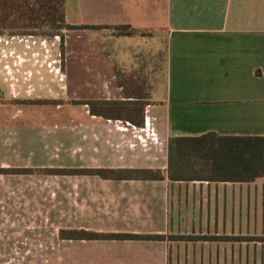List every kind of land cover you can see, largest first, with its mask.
I'll use <instances>...</instances> for the list:
<instances>
[{"label":"crops","instance_id":"0c3cea01","mask_svg":"<svg viewBox=\"0 0 264 264\" xmlns=\"http://www.w3.org/2000/svg\"><path fill=\"white\" fill-rule=\"evenodd\" d=\"M63 14L69 25L96 27L68 29L85 32L66 38L67 82L126 92L109 99L134 97L139 86H151L140 126L91 115L121 121L115 131L132 130L141 139L115 144L112 154L119 163L78 168L125 172L120 178L78 173L103 188L111 215L104 223L71 230L164 236L108 240L130 246L104 255L115 264H231L232 259L246 264L245 252L231 251L232 242L238 249L246 241L226 236L254 237L249 242L258 251L250 259L261 260L264 176L219 180L205 172L203 161L191 163L169 142L207 133L264 137V0H63ZM120 25L138 32L117 34L112 27ZM133 169L158 171L161 177L133 178L126 172ZM172 241L189 242V251H169Z\"/></svg>","mask_w":264,"mask_h":264},{"label":"rangeland","instance_id":"374dc122","mask_svg":"<svg viewBox=\"0 0 264 264\" xmlns=\"http://www.w3.org/2000/svg\"><path fill=\"white\" fill-rule=\"evenodd\" d=\"M5 12L0 9V20L9 18L0 23V264H115L104 255L130 250L129 244L61 237L62 231L104 223L111 215L99 183L68 170L119 163L115 144L141 139L132 130L115 131L121 121L91 116L85 102L113 108L108 112L120 117L130 111L137 120L151 86H139L133 92L139 97L109 99L117 92L107 90L110 85L70 84L63 73L66 38L85 30L23 25L20 13ZM231 246L246 253V264H264V255L250 259L257 244ZM189 249V242L168 243L169 251Z\"/></svg>","mask_w":264,"mask_h":264},{"label":"trees","instance_id":"16d2710c","mask_svg":"<svg viewBox=\"0 0 264 264\" xmlns=\"http://www.w3.org/2000/svg\"><path fill=\"white\" fill-rule=\"evenodd\" d=\"M0 9L5 13L16 12L21 16L18 18L23 25L33 27L56 26V30L61 28H96L93 25H69L64 21L63 0H0ZM10 10V12H8ZM3 17L0 23L8 21ZM110 28L109 26H105ZM113 29L120 35H131L138 31L129 25L113 26ZM57 32V31H56ZM54 33L56 36H62L61 32ZM64 41V39H63ZM89 113L91 115L102 116L104 118H118L130 124L140 126L143 124V108L147 101L140 104V118L134 120L131 116H136L128 112L127 117L113 115V108L96 106V101H87ZM174 144L180 154L185 155L191 163L196 159L203 161L206 166L205 172L212 174L219 180L232 181H252L254 178L264 176V137L263 136H219L214 133H207L196 137H178L170 140L169 145ZM192 165V164H191ZM170 166V165H169ZM68 171L77 173L97 174L101 177L120 178L125 171L112 169H69ZM121 172V173H120ZM127 173L133 178L158 179L161 177L158 171L147 169L127 170ZM70 173V172H69ZM61 237L65 239H102V240H125V239H154L161 240L163 235H137V234H104L89 233L82 230H67L61 232ZM184 238L190 236L168 235L167 239ZM226 240H251L254 237L249 236H226ZM257 240H264V237H257Z\"/></svg>","mask_w":264,"mask_h":264}]
</instances>
